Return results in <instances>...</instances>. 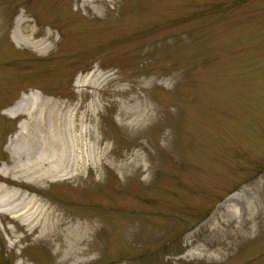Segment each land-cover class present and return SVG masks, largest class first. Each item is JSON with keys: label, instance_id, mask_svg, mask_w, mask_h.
I'll return each instance as SVG.
<instances>
[{"label": "rangeland", "instance_id": "1", "mask_svg": "<svg viewBox=\"0 0 264 264\" xmlns=\"http://www.w3.org/2000/svg\"><path fill=\"white\" fill-rule=\"evenodd\" d=\"M40 132L67 176L8 172ZM0 169L94 224L65 262L0 212V264H264V0H0Z\"/></svg>", "mask_w": 264, "mask_h": 264}, {"label": "bare ground", "instance_id": "2", "mask_svg": "<svg viewBox=\"0 0 264 264\" xmlns=\"http://www.w3.org/2000/svg\"><path fill=\"white\" fill-rule=\"evenodd\" d=\"M27 40L28 37L24 35L14 36V41L17 45L27 43ZM22 100L12 105L15 111L23 110ZM42 132L35 135L32 141H28L27 148L19 151L15 149L12 152L13 155L16 152H26V157L21 162L15 160L8 172L22 174L23 178L31 181L42 182L47 179L65 177L74 170L78 157H75L73 162L68 161L67 156L64 155V152L67 150L65 144L59 140H53L50 143V140L46 137V133L43 134L44 132ZM24 154L21 153V156ZM236 195L237 193L232 195L233 199L236 198ZM230 211L238 218L241 216L237 208H230ZM0 212H9L15 219L21 222L25 231V238H58V233L60 234L61 229L64 228L67 235L66 238L72 239L71 243L65 241V244H63L65 250L61 254L65 262L69 260H73L74 262L81 260V257L92 245L90 237L93 233L94 224L66 223L63 221L61 214H58L46 202L17 188L0 184ZM227 213H229L228 210ZM217 227L219 225H216L214 230H218ZM234 230L236 229L234 228ZM68 231L70 234L67 233ZM249 232L250 228L247 227L246 234ZM244 236L243 233H237L238 239H242Z\"/></svg>", "mask_w": 264, "mask_h": 264}]
</instances>
